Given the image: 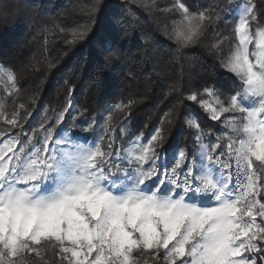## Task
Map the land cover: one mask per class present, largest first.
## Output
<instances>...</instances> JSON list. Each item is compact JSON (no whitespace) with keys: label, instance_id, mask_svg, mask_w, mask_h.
I'll return each instance as SVG.
<instances>
[{"label":"snow or ice","instance_id":"snow-or-ice-1","mask_svg":"<svg viewBox=\"0 0 264 264\" xmlns=\"http://www.w3.org/2000/svg\"><path fill=\"white\" fill-rule=\"evenodd\" d=\"M167 11L182 17L171 31L181 48L219 19L215 6L193 12L182 0ZM228 14H235L238 43L220 65L237 85L227 96L205 87L186 97L220 122L215 143L205 142L208 133L192 114L185 118L195 132L191 155L164 151L161 129L147 142L137 137L114 148L120 129L112 110L102 135L94 124L83 136L58 128L64 112L40 125V139L35 131L25 141L4 138L0 130V264H29V254L49 264L48 252L59 264H264V27L254 0ZM225 39L212 47L220 50ZM8 79L17 87L11 72ZM0 118L21 127L17 112L0 110Z\"/></svg>","mask_w":264,"mask_h":264},{"label":"trees","instance_id":"trees-1","mask_svg":"<svg viewBox=\"0 0 264 264\" xmlns=\"http://www.w3.org/2000/svg\"><path fill=\"white\" fill-rule=\"evenodd\" d=\"M240 1L182 0L193 12L215 6L212 15L218 13L219 19L196 44L181 48L171 38L164 16L144 1L0 0V66L11 72L17 85L9 89L0 84V110L9 117L19 113L21 124L11 128L0 118L4 138L25 141L35 131V139H40V125H53L60 112L65 120L58 128L83 136L88 133L82 129L94 124L95 134L102 135L112 110L113 127L120 129L114 132V148L127 147L137 137L147 142L161 129L164 151L179 147L191 155L195 132L186 124L189 114L208 133L205 142L214 143L212 133H220V123L186 97L205 87L227 96L237 85L220 61L237 39L228 10ZM254 3L257 22L264 27V0ZM93 6L97 11H90ZM225 37L220 50L212 47ZM105 41L115 47H105ZM130 101L123 112L115 110ZM45 260L59 264L54 254Z\"/></svg>","mask_w":264,"mask_h":264},{"label":"rangeland","instance_id":"rangeland-1","mask_svg":"<svg viewBox=\"0 0 264 264\" xmlns=\"http://www.w3.org/2000/svg\"><path fill=\"white\" fill-rule=\"evenodd\" d=\"M123 1H130V0H123ZM137 1L139 3L142 2V1H144L146 4L148 3V4H150L149 7L153 6L152 8H154L156 10V12H159L160 14H162L164 16V18H165L164 22H166V26L169 25L168 27H169L170 30H172L173 27L177 23L181 22L182 17H181V15L178 12H176V11H167V9L171 8L172 4L174 3V0H137ZM243 2H244V0H241L239 4H242ZM234 16H235V14H233V19L235 20ZM235 23H236V20H235ZM236 43H238L237 39L234 42V45ZM251 48H252V45H250V49ZM8 73L9 72H7L5 69L0 68V84H3L7 88L11 89V88H13V82L8 79ZM209 99H211V98H209V97L205 98V100H209ZM215 122H218V121H215ZM218 123H220V122H218ZM48 254H53V253L48 252V253L45 254V256L48 255ZM45 256H44V260H45ZM57 258H58V262H59V257L57 256ZM26 259L29 261V264H32V263H34V264H44L43 260H41L38 257H35L32 254L27 255ZM149 264H151V261H149Z\"/></svg>","mask_w":264,"mask_h":264},{"label":"crops","instance_id":"crops-1","mask_svg":"<svg viewBox=\"0 0 264 264\" xmlns=\"http://www.w3.org/2000/svg\"><path fill=\"white\" fill-rule=\"evenodd\" d=\"M215 142H216V141H215ZM215 142H214V143H215Z\"/></svg>","mask_w":264,"mask_h":264}]
</instances>
